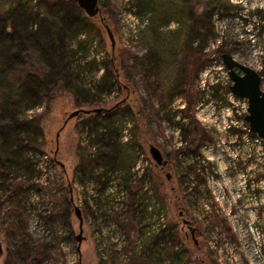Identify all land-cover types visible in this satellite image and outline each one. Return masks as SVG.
Segmentation results:
<instances>
[{
    "label": "rangeland",
    "instance_id": "1",
    "mask_svg": "<svg viewBox=\"0 0 264 264\" xmlns=\"http://www.w3.org/2000/svg\"><path fill=\"white\" fill-rule=\"evenodd\" d=\"M14 1L50 18L39 0H2L5 6ZM105 2L100 6L116 40L114 53L121 50L123 57L116 58L119 83L101 94L90 96L89 89H96L113 51L99 16L93 47L96 53L103 45L99 63L80 67L74 82L43 78L51 66L38 43L19 50L13 74L38 77L49 92L38 103L24 100L11 111L20 110L23 120L37 119L41 138L38 143L27 138L34 148L30 156L36 158L37 152L49 159L40 167L37 158V174L22 170L13 185L9 179L18 173L14 169L3 176L0 161V264H27L36 245H43L47 256L34 264H78L80 259L82 264H146L140 259L161 240L148 233L159 230L157 223L165 224L160 230H167L162 233L167 253H177L170 240L179 249L186 246L178 264H264V141L251 138L248 102L230 95L232 81L222 58L228 52L256 68L264 88V0ZM206 24L210 32L201 29ZM0 39L7 47L16 41L4 32ZM197 55L204 61L193 66ZM80 57H70L73 65L85 64ZM189 99H194L191 107ZM98 108L106 111H93ZM76 110L80 113L68 119ZM98 119H108L112 144H121L132 164L115 171L100 160L92 164L102 137ZM182 125L190 126L187 142ZM151 145L168 160L165 167L156 164ZM108 151L101 146L102 161ZM75 206L84 218L81 254ZM15 207L23 213L19 227ZM184 219L191 221L194 237ZM172 228L179 242L172 239Z\"/></svg>",
    "mask_w": 264,
    "mask_h": 264
},
{
    "label": "trees",
    "instance_id": "2",
    "mask_svg": "<svg viewBox=\"0 0 264 264\" xmlns=\"http://www.w3.org/2000/svg\"><path fill=\"white\" fill-rule=\"evenodd\" d=\"M39 1L48 6L50 18L40 17L39 12L29 11V9H27L29 6H26V9H23L21 8L22 5L16 1L5 6L6 4L0 0V20L3 22H0V34L1 32H4L7 35L13 36L16 40L14 45L8 47L2 46L0 42V161L4 166V169L2 170L3 173H1L3 176L8 178L10 173H15V171L18 173L17 175L14 174V177L9 179L11 185L14 184V181H17V177H19L18 175L22 170H31V172L33 171L37 174V158L39 159V162L41 158V154H37V152L36 158L35 154L34 156H30V151L34 148L27 142L28 138L29 140L34 141V143H38L39 138H41V131H39L37 119L23 120L20 117V110L14 109L11 111V109H13V106L16 103L31 101L33 99L38 103L45 96V94L49 92V88L47 87L45 89L44 83L39 80L38 77L31 76L30 74L23 75L22 77L19 74H13V67L18 62L19 50H22V47L26 46L28 43H38L40 49H42L47 55V62L51 66L50 73L45 74L43 78L49 80V78L54 79L58 77L55 79V82H59L62 79L74 82L79 75L80 67L82 68V66L85 67L93 64L97 65L99 63L97 54L100 51V48L102 49L103 47V45L100 44L102 47L100 46L99 49L97 48L95 50L96 53L93 50L95 37L100 33L97 23L99 21H97V17L87 16L75 1ZM105 1L106 0H102V4H106ZM8 25L11 27L10 33L6 32ZM201 29H205L206 32L211 31L207 24ZM203 35L204 34H202V36ZM204 37H206V35H204ZM77 55L81 56L80 62L85 64L79 63L73 65L70 57H75ZM91 56H93L92 59ZM122 57L123 55L121 50H119L116 52L115 58L112 57L105 60L104 63L107 67L106 71L101 76L98 84H95L96 89L94 92H92V88L89 89L91 90V94H89L90 96L95 97L96 94H101L100 92H102L105 87H109L113 82L119 83L120 71L118 69V60L116 58L121 60ZM204 57L197 55V57L193 60V66L197 64V62L202 61V59L204 61ZM137 61H139V59ZM65 64H67L68 67L64 66ZM116 68L118 69L119 76ZM187 78V73L182 75V78L179 80L181 86L187 83ZM193 103L194 99H189L188 107H191ZM26 106L30 107L29 104H26ZM114 108L116 107L114 106ZM103 111L106 110H102V112ZM107 120L98 119L99 123L97 122V124L102 128L99 129L101 133L97 135L102 137H100V139H98L99 141H97L99 144L97 152L98 159L95 162H92V164L95 166V163L100 160V162L106 165H111L110 170L113 169L115 171V169H122L129 166V164H132L133 161H131V157L122 153L123 150L121 144H112L111 138L108 135L110 126L109 124L104 123ZM182 126V138L185 142H187L190 136V126ZM106 143L113 146H107L105 145ZM190 144L194 145L195 142H191ZM101 146L109 147V151L107 152L108 155L104 157L103 161L102 155L99 152L101 150ZM196 146L197 148L199 147V145ZM183 151L184 150H179L177 152L181 153ZM195 152H198V150ZM91 173L94 174L93 172ZM12 175L13 174H11V176ZM99 178L101 179V176H99ZM15 185H17V183ZM34 186L39 189L38 191H42V189L40 190V186H38V184H34ZM17 187L20 186L17 185ZM26 188L27 190L29 189L28 187ZM13 212L14 222L19 227L22 221L23 213L17 207L13 208ZM42 216L47 218L44 214ZM14 222L11 223L13 227ZM172 230V233H178L174 228H172ZM162 241L164 242L163 239ZM176 241L178 240L176 239ZM146 243H148L147 239ZM185 247L186 246H181L177 254L176 252L167 253V248L164 246L159 248L156 247L153 252L154 261L152 262L151 258L148 263L166 264V260H179L178 258L183 259V256L185 255L184 252L186 253ZM34 248L29 250L26 257L27 264L40 262L44 256H47L43 254V245H36ZM128 251L126 252L127 254ZM140 262H143V260L140 259ZM206 263L211 264L207 261ZM104 264L112 263L105 262Z\"/></svg>",
    "mask_w": 264,
    "mask_h": 264
},
{
    "label": "water",
    "instance_id": "3",
    "mask_svg": "<svg viewBox=\"0 0 264 264\" xmlns=\"http://www.w3.org/2000/svg\"><path fill=\"white\" fill-rule=\"evenodd\" d=\"M75 1L78 6L85 12L89 17L99 16L101 21L104 23V27L111 39V47L113 51V57L115 58L116 40L110 25L105 21L100 6V0H72ZM224 64L227 68V73L232 81L230 85L231 92L240 99H246L248 102L247 113L245 119L248 122L249 130L256 134L258 137L264 139V88L262 86L263 76L260 71L256 68L242 63L236 59L232 54L225 52L222 54ZM118 72V69L116 68ZM119 76V72H118ZM103 108L93 110L94 112H101ZM90 113L91 111L88 110ZM80 113V110L72 112L69 118H72ZM67 122V121H66ZM150 152L158 166H166L168 160L164 157L162 151L155 145H151ZM167 177L171 175L167 173ZM75 212L80 220V233L76 236L78 240V251L81 254V245L85 237L84 232V218L80 207L75 206ZM183 212L181 211L180 214ZM184 224H188L193 237L194 228L191 226V221L184 219ZM3 254V246L0 238V259Z\"/></svg>",
    "mask_w": 264,
    "mask_h": 264
},
{
    "label": "built area",
    "instance_id": "4",
    "mask_svg": "<svg viewBox=\"0 0 264 264\" xmlns=\"http://www.w3.org/2000/svg\"><path fill=\"white\" fill-rule=\"evenodd\" d=\"M229 77V76H228ZM230 95L232 96V97H234L235 95L231 92V90H230ZM240 99V98H239ZM250 131V130H249ZM249 134H252V132L250 131V133ZM251 138H253V139H255L256 140V142H258V141H260V142H262V141H264V139H262V138H260V137H258L257 135H251ZM41 158H40V162H39V164H40V167H42V165L44 164V163H47V161H48V156L46 155V154H43V155H41L40 156ZM111 197L109 198V202H112L113 201V199H115L114 198V196L113 195H110ZM109 202H108V204H109ZM109 211L111 212L112 210L111 209H109ZM157 215L155 214V217H156ZM155 217H154V219H155ZM159 221H163V217H160V220ZM157 225H158V229L159 230H149L148 231V233L151 235V234H155V235H159V237L161 238V240H160V243H158L157 245H156V247H161V246H164V247H167V242H164L163 243V241H162V233H163V231L164 230H160V229H164V227H165V224H163V223H161V225H162V227H160V225H159V223H157ZM151 232H154V233H151ZM148 238V237H147ZM177 254V253H176ZM166 264H178V261L177 260H166Z\"/></svg>",
    "mask_w": 264,
    "mask_h": 264
},
{
    "label": "flooded vegetation",
    "instance_id": "5",
    "mask_svg": "<svg viewBox=\"0 0 264 264\" xmlns=\"http://www.w3.org/2000/svg\"><path fill=\"white\" fill-rule=\"evenodd\" d=\"M261 73V72H260ZM261 75L263 76V74L261 73ZM251 135H255L254 133H252ZM162 167H165V166H162ZM183 214V213H182ZM181 214V215H182ZM171 232H173V230H171ZM172 234V239L173 240H176V239H174L175 238V236H177V233L175 232V233H171ZM193 235V234H192ZM174 237V238H173ZM132 256L133 255H131V258H132ZM152 258V262L154 261V257H153V252H151V255L150 256H147L146 258H145V260H143L144 262H146L147 264H150V263H148L149 262V260ZM156 259V258H155ZM105 260H106V258H105ZM105 260H104V262H105ZM108 262L109 263H112V261L111 260H108ZM107 263V262H106ZM78 264H82V261H81V259H80V261H79V263ZM152 264V263H151ZM158 264H160V263H158Z\"/></svg>",
    "mask_w": 264,
    "mask_h": 264
},
{
    "label": "bare ground",
    "instance_id": "6",
    "mask_svg": "<svg viewBox=\"0 0 264 264\" xmlns=\"http://www.w3.org/2000/svg\"><path fill=\"white\" fill-rule=\"evenodd\" d=\"M167 230H164L163 232H166ZM169 231V230H168ZM170 245L172 246V247H174L175 248V250L178 252L179 251V248H178V246L176 245V244H173L172 243V241L170 240Z\"/></svg>",
    "mask_w": 264,
    "mask_h": 264
}]
</instances>
